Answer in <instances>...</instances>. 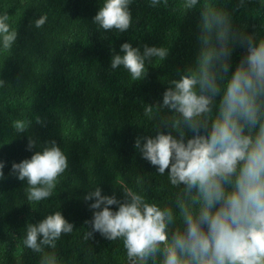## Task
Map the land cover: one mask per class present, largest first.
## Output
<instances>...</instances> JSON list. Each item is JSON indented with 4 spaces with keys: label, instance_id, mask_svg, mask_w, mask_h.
<instances>
[{
    "label": "clouds",
    "instance_id": "1",
    "mask_svg": "<svg viewBox=\"0 0 264 264\" xmlns=\"http://www.w3.org/2000/svg\"><path fill=\"white\" fill-rule=\"evenodd\" d=\"M132 3L100 0L92 23L104 32H126ZM147 3L167 7L169 0ZM260 3L264 7V0ZM181 6L183 13L199 10L197 47L184 67L166 79L161 99L144 106L155 118V134L134 140L136 151L164 178L168 193L149 198L145 190L122 185L118 199L92 186L83 196L91 201V219L85 221L90 231L82 239L98 233L119 241L124 264H264V23L256 32L235 27L218 0H181ZM46 21L47 14H41L31 23L40 29ZM16 37L8 13H0V47L11 48ZM234 45L244 51L233 67ZM110 51V68L140 81L170 49L125 41L119 51ZM26 127L16 125L18 131ZM35 144L29 138L28 150ZM4 167L0 160V180ZM67 168L66 154L51 141L12 162L9 172L23 182L27 201L37 203L52 196ZM73 230L54 210L25 224L22 244L40 254L39 264H58L55 252L46 250H54Z\"/></svg>",
    "mask_w": 264,
    "mask_h": 264
},
{
    "label": "trees",
    "instance_id": "2",
    "mask_svg": "<svg viewBox=\"0 0 264 264\" xmlns=\"http://www.w3.org/2000/svg\"><path fill=\"white\" fill-rule=\"evenodd\" d=\"M233 24L256 32L264 23L260 0H218ZM100 0H0L17 37L9 49L0 47V264H39L40 254L23 247L27 222L59 210L73 224L54 251L58 264H124L119 241L90 231L91 210L83 196L92 186L120 199L119 186L145 190L162 199L168 190L164 178L134 148L137 136L154 135L155 118L145 105L161 99L166 79L193 57L199 10L183 13L181 0L167 7H150L133 0L132 22L126 32H104L92 23ZM47 14L36 29L31 21ZM125 41L133 46L166 45L169 56L149 65L143 80L131 81L122 69L110 68L111 51ZM243 48L234 45L231 63L239 62ZM39 118V123L37 122ZM27 127L18 131L16 125ZM160 130H164L161 128ZM175 135V133H173ZM29 138L36 144L28 150ZM55 141L64 151L68 168L58 177L46 200L27 201L22 181L10 174L12 162L29 158L45 142ZM167 171V170H166ZM115 208V206H110Z\"/></svg>",
    "mask_w": 264,
    "mask_h": 264
}]
</instances>
